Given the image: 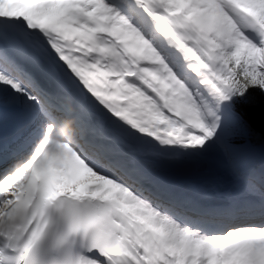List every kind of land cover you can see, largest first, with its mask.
Instances as JSON below:
<instances>
[{
	"label": "snow or ice",
	"instance_id": "obj_1",
	"mask_svg": "<svg viewBox=\"0 0 264 264\" xmlns=\"http://www.w3.org/2000/svg\"><path fill=\"white\" fill-rule=\"evenodd\" d=\"M0 264H264V0H0Z\"/></svg>",
	"mask_w": 264,
	"mask_h": 264
},
{
	"label": "bare ground",
	"instance_id": "obj_2",
	"mask_svg": "<svg viewBox=\"0 0 264 264\" xmlns=\"http://www.w3.org/2000/svg\"><path fill=\"white\" fill-rule=\"evenodd\" d=\"M225 186L223 184H218L216 185L214 188H206L204 190H202L200 193L205 196V195H208V196H212L213 194H215V192H219L220 190H224Z\"/></svg>",
	"mask_w": 264,
	"mask_h": 264
}]
</instances>
